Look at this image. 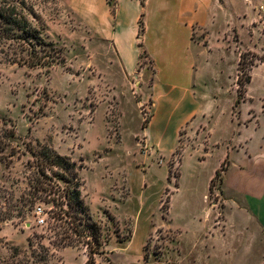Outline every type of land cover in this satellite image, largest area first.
<instances>
[{
    "label": "rangeland",
    "instance_id": "rangeland-1",
    "mask_svg": "<svg viewBox=\"0 0 264 264\" xmlns=\"http://www.w3.org/2000/svg\"><path fill=\"white\" fill-rule=\"evenodd\" d=\"M69 1H47L39 8L45 24L42 35L60 50L62 62L28 68L5 63L0 54V147L4 148L0 161V264H40L38 259L46 248V264H84L87 260L84 246L53 250L48 244L54 239L48 215L42 226L35 223V208L45 213L52 208L35 200L40 196L38 190L44 188L42 194L50 199H42L51 201L65 186L49 171L44 170L45 177L37 171L30 152L37 154L43 146L75 164L80 195L102 230V254L94 257L96 264H146L148 259L158 264L165 241H170L168 263L172 259L191 264L187 255L195 244L199 250L206 241L205 224L200 221L202 194L207 192V202H216L220 209L215 196L221 189L222 168L210 181L209 177L222 152L213 148L206 159L202 151L196 154L199 160L195 158L193 149L204 148L206 135L200 140L196 136L208 127L204 121L194 129L186 123L174 133L186 105L176 109V92L167 89V99L158 105L150 89L155 70L143 48L138 73L130 80L131 90L114 93L113 55L109 49L107 54L101 52L104 45L94 37L92 14L76 4L72 8ZM167 1L151 0L147 10L141 8L149 40L159 8L167 9ZM227 2L226 13H220L208 30V74L215 82L205 90L214 97V128L219 134L246 138L252 152H262L264 66L247 72L251 75L247 99L238 105H234L238 65L234 68L240 54H248L246 62L252 54L264 55V15L259 11L264 0ZM102 4L115 17L117 0H103ZM98 8L96 0H91L87 9ZM243 67L246 70L248 65ZM141 99L144 103L138 105ZM239 118L244 120L242 124L254 122V126L238 136ZM207 121L210 126L211 120ZM11 132L15 136L10 137ZM165 226L173 233L159 229ZM145 234L142 256L131 257L126 249L114 252L127 237L130 249L137 248Z\"/></svg>",
    "mask_w": 264,
    "mask_h": 264
},
{
    "label": "crops",
    "instance_id": "crops-1",
    "mask_svg": "<svg viewBox=\"0 0 264 264\" xmlns=\"http://www.w3.org/2000/svg\"><path fill=\"white\" fill-rule=\"evenodd\" d=\"M102 1L96 0L99 8L92 11L87 9L91 5V0H70L68 5L74 8L76 4L86 9L84 13L86 11L87 14H92L94 37L104 45L101 52L107 54L109 49L112 53L111 78L115 81L112 91L121 95L122 89L124 92L131 90L130 80L138 73L140 59L138 45L141 43L155 70L150 89L156 94L158 105L167 99L170 91L176 92L174 95L176 109L186 105V111L182 113L174 133L186 123L194 129L199 128L204 121L208 127L196 133L198 140L200 136L206 135L202 144L204 148L198 149L197 146L193 149L195 158L198 159L196 154L202 151L206 159L210 154L209 150L213 148H220L222 152L217 166L209 177L210 181L218 169L222 168L221 189L215 196L219 197L220 209L216 208V202H207V192L202 194L200 221L203 220L205 224L202 231L206 241L199 250L197 249L199 244H195L187 255L191 264L203 261L211 264H264V151L252 152L246 138L239 136L242 131L254 126V122L246 126L241 123L244 120L239 118L236 128L239 137L219 134L214 128V97L205 90L210 82H215L214 77L208 74L206 56L211 50L208 30L220 13H226L227 0H168L167 9L166 6L159 8L160 14L156 17L151 40L147 37L146 22H143L141 37L138 36L140 0H117L115 17ZM150 1L145 0L144 9L147 10ZM238 61L239 57L235 62V70ZM258 66L264 64L253 66L250 74ZM142 73L141 70L140 74L143 77ZM166 89L168 93H165ZM246 93L241 103L246 101ZM143 103L141 99L138 105ZM207 119L211 120L210 126ZM141 131L144 133L145 129ZM234 138L236 139L233 140ZM231 145H236L237 148L232 149ZM219 215L220 219L217 218ZM159 229L173 233L168 226ZM146 234L140 241V248L138 246L130 249L131 240H128L120 242V248L114 252L126 249V253L131 257L142 256L141 245ZM168 244L170 241H165L163 251L157 259L158 264H180L177 259V262H172L171 259V263H168L166 257L171 256ZM172 251L175 249L172 248ZM177 253L179 256L180 251ZM146 264L155 263L148 259Z\"/></svg>",
    "mask_w": 264,
    "mask_h": 264
},
{
    "label": "trees",
    "instance_id": "trees-1",
    "mask_svg": "<svg viewBox=\"0 0 264 264\" xmlns=\"http://www.w3.org/2000/svg\"><path fill=\"white\" fill-rule=\"evenodd\" d=\"M47 1L54 0H0V54L4 55L5 63L36 68L63 61L60 50L42 35L45 24L39 8ZM140 5L144 8V1H141ZM143 16L142 13L139 20V37L144 28L141 20ZM138 47L141 49L142 44L140 43ZM247 55L239 56L234 105H238L245 98L246 87L250 83V75L247 72L255 66V62L264 64V55L252 54L246 62ZM244 64L248 65L246 70ZM13 136L15 133L11 132L10 137ZM3 151L4 148L0 147V161L3 160L1 158ZM30 153L35 157L36 169L41 176L45 177L44 170H47L65 185L61 194H56L57 198L51 201L42 199V197L50 199V195L42 194L44 188L38 190L40 196L35 197V200L52 206L51 210L44 212L50 219V230L54 237L53 240L48 241V244L55 252L84 246L87 250V260L84 264H96L94 257L102 254V230L92 219L80 195L81 182L75 164L69 157L61 156L46 146L40 147L37 154ZM44 222L46 223V220ZM126 240L128 237L120 242ZM30 243L31 240L28 239L29 246ZM48 250V248L43 249L44 255L38 259L40 264H46L49 258Z\"/></svg>",
    "mask_w": 264,
    "mask_h": 264
},
{
    "label": "built area",
    "instance_id": "built-area-1",
    "mask_svg": "<svg viewBox=\"0 0 264 264\" xmlns=\"http://www.w3.org/2000/svg\"><path fill=\"white\" fill-rule=\"evenodd\" d=\"M260 12L264 15V7L260 8ZM34 213L36 215L35 223L37 226H42L45 222V213L40 208H35Z\"/></svg>",
    "mask_w": 264,
    "mask_h": 264
}]
</instances>
